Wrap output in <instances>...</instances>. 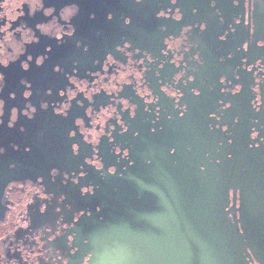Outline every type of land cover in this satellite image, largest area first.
<instances>
[{"label": "flooded vegetation", "instance_id": "1", "mask_svg": "<svg viewBox=\"0 0 264 264\" xmlns=\"http://www.w3.org/2000/svg\"><path fill=\"white\" fill-rule=\"evenodd\" d=\"M263 94L264 0H0V264H87L97 196L178 165L239 205Z\"/></svg>", "mask_w": 264, "mask_h": 264}, {"label": "water", "instance_id": "2", "mask_svg": "<svg viewBox=\"0 0 264 264\" xmlns=\"http://www.w3.org/2000/svg\"><path fill=\"white\" fill-rule=\"evenodd\" d=\"M259 135L264 137V127ZM259 142L252 155L240 151L243 168L252 171H243L239 205L234 199L229 209L228 193L206 194L203 180L183 165L176 189L164 188L163 195H98L100 212L79 224L88 238L87 264H264V141Z\"/></svg>", "mask_w": 264, "mask_h": 264}]
</instances>
